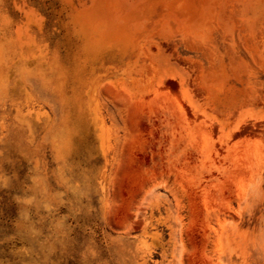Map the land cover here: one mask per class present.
<instances>
[{"label": "rangeland", "instance_id": "374dc122", "mask_svg": "<svg viewBox=\"0 0 264 264\" xmlns=\"http://www.w3.org/2000/svg\"><path fill=\"white\" fill-rule=\"evenodd\" d=\"M0 264H264V0H0Z\"/></svg>", "mask_w": 264, "mask_h": 264}]
</instances>
